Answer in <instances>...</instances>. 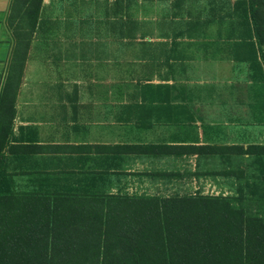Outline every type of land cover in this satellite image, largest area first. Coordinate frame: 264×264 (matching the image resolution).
Segmentation results:
<instances>
[{
    "label": "trees",
    "instance_id": "trees-1",
    "mask_svg": "<svg viewBox=\"0 0 264 264\" xmlns=\"http://www.w3.org/2000/svg\"><path fill=\"white\" fill-rule=\"evenodd\" d=\"M42 3L15 0L9 18L16 46L0 97V264H264V145L136 148L220 155L228 169L213 168L207 176L230 180L229 195L112 193L114 175L105 172L84 173L77 184L54 191L11 190L6 150ZM233 7L246 38L254 40L239 45L237 61L253 68L250 91L264 124V0H237ZM163 90L146 84L144 101L171 103ZM180 113L177 123L184 120Z\"/></svg>",
    "mask_w": 264,
    "mask_h": 264
},
{
    "label": "crops",
    "instance_id": "crops-1",
    "mask_svg": "<svg viewBox=\"0 0 264 264\" xmlns=\"http://www.w3.org/2000/svg\"><path fill=\"white\" fill-rule=\"evenodd\" d=\"M14 1L0 0V97L16 46L9 26ZM43 5L44 2L26 64L30 63ZM29 66L25 65L16 96L12 135L6 150V171L14 193L54 191L77 184L84 173L90 177L105 172L114 175H110L114 181L109 188L112 193L172 195L164 193L168 191H162V186H174L185 176L191 177L189 183L201 180L213 168L217 172L227 170V163L220 161V155L199 157L183 150L179 154L144 153L136 149L138 146L264 145V124L257 121L251 83L240 87L234 61H206L197 70L182 69L151 84L166 87L163 93L172 100L169 104L148 103L141 98L133 103L96 102L94 87L75 88L76 96L65 98L69 94L61 85L49 86L38 80L48 78L49 73H33ZM177 112H183L181 123L175 122ZM209 160L216 162L213 165ZM136 180L150 188L139 185L131 190ZM222 181L229 189L224 195L231 194L230 180L220 176L219 187Z\"/></svg>",
    "mask_w": 264,
    "mask_h": 264
},
{
    "label": "rangeland",
    "instance_id": "rangeland-1",
    "mask_svg": "<svg viewBox=\"0 0 264 264\" xmlns=\"http://www.w3.org/2000/svg\"><path fill=\"white\" fill-rule=\"evenodd\" d=\"M236 1L44 0L28 70L49 73L38 80L64 87L65 98L75 97V88L94 87L96 102L133 103L143 100L146 84L224 59L236 63L238 83L245 88L252 83L253 68L237 61L242 57L239 45L247 47L254 40L246 38L233 15ZM190 179L185 176L180 179L184 183L161 190L209 196L229 190L225 181L219 187V177ZM139 185L146 187L136 180L130 188Z\"/></svg>",
    "mask_w": 264,
    "mask_h": 264
}]
</instances>
